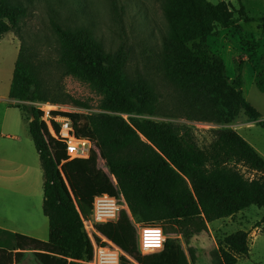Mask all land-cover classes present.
<instances>
[{
	"label": "trees",
	"instance_id": "16d2710c",
	"mask_svg": "<svg viewBox=\"0 0 264 264\" xmlns=\"http://www.w3.org/2000/svg\"><path fill=\"white\" fill-rule=\"evenodd\" d=\"M162 11L168 23L162 34V71L177 91L175 109L189 122L218 126L211 131L213 142L202 148L192 126L152 119L159 96L141 76H126L128 56L123 48L108 53L88 28L53 22L59 63L100 97V113L54 111L52 117L69 119L74 135L89 140L99 153L69 160L66 141L59 137L60 124L52 121L53 136L41 121L42 112L26 103L48 100L36 67L21 49L9 91L16 103L10 107L28 116L44 173L43 213L49 238L44 242L0 228V264H21L27 251H33L41 264L91 262L94 247L84 221L93 215L95 198L103 195L122 196L138 223L160 226L167 236L162 251L142 255L126 211L114 223L96 225L101 237L126 254L120 264H195L191 241L208 234L210 223L252 206L264 209V175L249 179L229 166L234 162L264 174V159L229 127L244 115L264 129L262 116L243 96L245 63L236 64V77L230 81L221 61L213 60L203 46L217 26L231 28L237 19L226 3L208 0H164ZM26 16L23 5L0 0V42L19 29ZM252 21L256 20L245 22ZM260 28L264 30V22ZM255 71V84L264 93V63ZM73 102L90 108L87 102ZM99 158L108 172L98 167ZM261 224L264 217L256 227ZM218 251L222 264H237L249 256V234L238 231L226 236Z\"/></svg>",
	"mask_w": 264,
	"mask_h": 264
},
{
	"label": "rangeland",
	"instance_id": "374dc122",
	"mask_svg": "<svg viewBox=\"0 0 264 264\" xmlns=\"http://www.w3.org/2000/svg\"><path fill=\"white\" fill-rule=\"evenodd\" d=\"M10 1L23 5L27 16L19 29L7 33L0 42V225L3 228H15L17 231L14 232L44 242L49 238L48 219L43 213L44 173L29 133L28 116L10 107L16 103L9 98V91L21 49L36 67L48 100L33 103H49L56 111L68 113H100V97L87 84L70 76L59 63L60 46L53 31V22L65 27L88 28L108 53L114 54L123 48L128 56L126 76L129 79L141 76L159 96L158 112L152 119L192 126L198 144L209 148L214 140L211 131L218 126L189 122L183 118L175 109L177 91L162 71V34L168 26L162 11L164 0ZM208 1L215 5L226 3L237 23L228 29L217 26L203 46L213 60L221 61L225 75L231 81L236 77V64L240 61L245 63L243 96L264 120V93L255 84V70L264 63V30L260 28L264 22V0ZM246 19L256 21L246 23ZM74 100L87 102L90 108L77 107ZM26 103L30 105V102ZM239 118L247 120L244 115ZM64 123L68 124L67 120ZM229 127L233 129L231 125ZM238 133L264 159V129L253 124L248 129L240 128ZM92 151L99 153L94 145ZM229 166L249 179H259L264 175L234 162H229ZM98 167L108 172L101 158L98 159ZM263 217L264 209L252 206L235 216L210 223L208 234L195 236L191 241V246L196 249L195 264H222L218 249L226 236L238 231L249 234L250 253L247 258L239 259L237 264H264V224L256 227ZM130 219L137 224L133 217ZM84 229L93 245L98 237L100 243H104L103 247L112 253L118 252L89 226H84ZM93 247L95 249V245ZM120 254L119 264L121 257L125 256ZM21 264L41 263L33 251H27Z\"/></svg>",
	"mask_w": 264,
	"mask_h": 264
},
{
	"label": "built area",
	"instance_id": "2783aa9c",
	"mask_svg": "<svg viewBox=\"0 0 264 264\" xmlns=\"http://www.w3.org/2000/svg\"><path fill=\"white\" fill-rule=\"evenodd\" d=\"M29 104L42 112L43 116L41 117V121L47 124L50 133L53 136H55V134L52 128V121L60 124L61 130L59 137L60 139L66 141V149L69 160L89 158L92 152L93 143L89 140L77 138L73 133L72 125H70L71 122H69V119L63 117L53 118L52 113L57 109L49 103L36 104L30 102ZM66 120L68 124L64 123ZM120 197V199L110 197L108 195L96 197L93 204V215L90 220L84 221V226H89L92 230L96 231L95 226L98 224L116 222L121 211H126L130 218H132L126 202L122 196ZM134 226L137 230L138 249L142 255H149L163 250L166 235L160 226H145L138 222L137 224L134 223ZM95 243L93 260L88 264H117V257L113 255L114 252L112 253L108 248L103 247V243H98L96 240Z\"/></svg>",
	"mask_w": 264,
	"mask_h": 264
},
{
	"label": "crops",
	"instance_id": "0c3cea01",
	"mask_svg": "<svg viewBox=\"0 0 264 264\" xmlns=\"http://www.w3.org/2000/svg\"><path fill=\"white\" fill-rule=\"evenodd\" d=\"M253 124H256V123L251 122V121H248V120H245V119H240L239 118V119H237V121L233 125H231V127H233V129L238 132V130L240 128H246V129H248V128H251L253 126ZM0 228H3V226L0 225ZM3 229L8 230V231H11V232L17 231V229H15V228H3Z\"/></svg>",
	"mask_w": 264,
	"mask_h": 264
},
{
	"label": "bare ground",
	"instance_id": "6f19581e",
	"mask_svg": "<svg viewBox=\"0 0 264 264\" xmlns=\"http://www.w3.org/2000/svg\"><path fill=\"white\" fill-rule=\"evenodd\" d=\"M113 255L117 257L116 263L119 264L118 263V259H119V256H120V252L118 251V252L114 253Z\"/></svg>",
	"mask_w": 264,
	"mask_h": 264
},
{
	"label": "water",
	"instance_id": "95a60500",
	"mask_svg": "<svg viewBox=\"0 0 264 264\" xmlns=\"http://www.w3.org/2000/svg\"><path fill=\"white\" fill-rule=\"evenodd\" d=\"M231 81V80H230ZM126 255V254H125Z\"/></svg>",
	"mask_w": 264,
	"mask_h": 264
}]
</instances>
